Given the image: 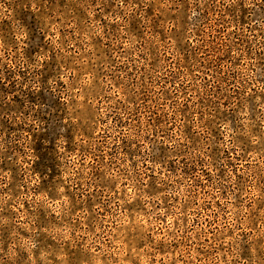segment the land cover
Listing matches in <instances>:
<instances>
[{
  "label": "rangeland",
  "instance_id": "rangeland-1",
  "mask_svg": "<svg viewBox=\"0 0 264 264\" xmlns=\"http://www.w3.org/2000/svg\"><path fill=\"white\" fill-rule=\"evenodd\" d=\"M0 264H264V0H0Z\"/></svg>",
  "mask_w": 264,
  "mask_h": 264
}]
</instances>
